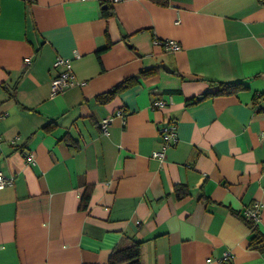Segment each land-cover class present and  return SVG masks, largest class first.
Masks as SVG:
<instances>
[{"label":"crops","instance_id":"obj_1","mask_svg":"<svg viewBox=\"0 0 264 264\" xmlns=\"http://www.w3.org/2000/svg\"><path fill=\"white\" fill-rule=\"evenodd\" d=\"M58 57L75 85L51 96ZM211 82L244 87L188 103ZM263 131L257 0H0V264H109L132 242L141 264H264L242 218L260 203L264 238Z\"/></svg>","mask_w":264,"mask_h":264},{"label":"built area","instance_id":"obj_2","mask_svg":"<svg viewBox=\"0 0 264 264\" xmlns=\"http://www.w3.org/2000/svg\"><path fill=\"white\" fill-rule=\"evenodd\" d=\"M159 45L163 47V49L166 52H178L181 49L180 44L173 40H165L162 42H159ZM76 57L78 55L76 54ZM26 63L30 62V59H25ZM54 67H62L64 70L60 72L50 83V89H51V96H55L63 91H65L68 88H71L75 85V79L74 74L72 70V64L70 60L63 59L61 57H58L54 62ZM167 105V102L164 100H157L154 104V107L158 108H164ZM118 116L123 117L122 112H117ZM110 123V119H104L100 122V127L104 134H108V126ZM159 136L162 140V148L159 151H155L152 154V158L158 159L161 162L165 160L166 151L168 148L176 143L177 141V133H176V125L174 123H169L165 126H163L159 130ZM262 138L264 139V131L262 132ZM30 161H32V158H30ZM13 184V179L4 176L0 172V188H4L5 186H11ZM260 211H261V204L258 202L253 203L250 207L246 208L244 211V217L248 220L252 221L255 225L259 224L260 221ZM233 260V256L226 252L222 255V257L219 259V262L222 264H231Z\"/></svg>","mask_w":264,"mask_h":264},{"label":"trees","instance_id":"obj_3","mask_svg":"<svg viewBox=\"0 0 264 264\" xmlns=\"http://www.w3.org/2000/svg\"><path fill=\"white\" fill-rule=\"evenodd\" d=\"M260 5H264V0H257ZM105 15L108 16L109 12L105 11ZM156 68L150 70H142L139 74V78L148 77L156 72ZM137 78H129L124 80L115 86L109 93L102 95L98 98L99 102L107 103L111 101L117 94L121 91L131 87L137 81ZM212 85L216 88L214 92L205 94L204 96L196 99H192L188 101L189 104L198 103L205 98L211 96H219L222 94H231L238 88H243L244 86L240 83H232V82H211ZM178 196L183 197L187 195L186 188L183 186L177 187ZM89 201V195L84 194L81 201V207L84 209L87 207V203ZM235 215L239 216V213L233 212ZM245 221L247 227L252 232L253 236L250 240V245L254 248H258L261 252L264 253V238L261 232L258 229V225H255L252 221L248 220L244 216L242 217ZM141 242H132L130 246L121 249H115L109 258V264H141L140 256H141Z\"/></svg>","mask_w":264,"mask_h":264},{"label":"water","instance_id":"obj_4","mask_svg":"<svg viewBox=\"0 0 264 264\" xmlns=\"http://www.w3.org/2000/svg\"><path fill=\"white\" fill-rule=\"evenodd\" d=\"M159 67L166 70L167 72H171V70H169L165 64H159Z\"/></svg>","mask_w":264,"mask_h":264}]
</instances>
